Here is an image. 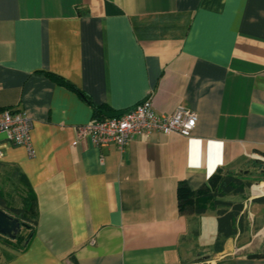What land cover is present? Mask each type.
<instances>
[{"label": "crops", "instance_id": "crops-1", "mask_svg": "<svg viewBox=\"0 0 264 264\" xmlns=\"http://www.w3.org/2000/svg\"><path fill=\"white\" fill-rule=\"evenodd\" d=\"M148 96L158 113L194 110L191 134L154 130L123 149L78 134L100 117L92 105ZM5 107L32 119V154L1 134L0 168L27 180L37 224L0 264H264V193H251L264 183V0H0ZM218 169L257 181L223 197L243 207L215 251L218 207L180 214L177 186Z\"/></svg>", "mask_w": 264, "mask_h": 264}, {"label": "trees", "instance_id": "trees-1", "mask_svg": "<svg viewBox=\"0 0 264 264\" xmlns=\"http://www.w3.org/2000/svg\"><path fill=\"white\" fill-rule=\"evenodd\" d=\"M47 75L59 84L67 85L76 90L62 77L51 73H47ZM77 92L86 99L81 92ZM92 109L94 115L100 116L97 120L106 118L104 115L106 111H104L103 106L92 105ZM19 180L25 186L26 191L21 205L10 204L0 191V209L18 218L22 223L21 231L16 238L10 239L0 234V258L5 256L10 259L13 256L11 252L18 253L26 250L35 233L37 200L25 177L20 175ZM251 182L252 179H248L244 171L231 169H218L209 176L206 183L195 190L190 189L186 182L180 181L177 186L178 211L182 215L200 214L206 210L210 202L218 207V235L214 249L219 251L222 248L224 238L235 233V221L243 207L242 201L223 200V197L226 195L245 196L246 189Z\"/></svg>", "mask_w": 264, "mask_h": 264}, {"label": "built area", "instance_id": "built-area-1", "mask_svg": "<svg viewBox=\"0 0 264 264\" xmlns=\"http://www.w3.org/2000/svg\"><path fill=\"white\" fill-rule=\"evenodd\" d=\"M198 120V114L185 106L178 105L171 113H158L150 96L136 103L119 116L106 117L78 127V134L89 138L95 145L115 143L119 149L131 140L151 131H172L189 136ZM32 119L22 110L5 107L0 109V135L14 145H23L29 154L31 146ZM3 150L0 148V158ZM264 163V159H263ZM255 183L254 185H260ZM253 184L251 193H253ZM264 192L256 193L262 194ZM254 194V193H253Z\"/></svg>", "mask_w": 264, "mask_h": 264}, {"label": "rangeland", "instance_id": "rangeland-1", "mask_svg": "<svg viewBox=\"0 0 264 264\" xmlns=\"http://www.w3.org/2000/svg\"><path fill=\"white\" fill-rule=\"evenodd\" d=\"M256 182L257 179H252ZM263 180V179H262ZM0 191L2 192L5 199L13 205H21L22 198L25 196V186L19 180V176L13 170H3L0 168ZM208 224V225H207ZM208 220L202 238H206L207 232H212L213 226Z\"/></svg>", "mask_w": 264, "mask_h": 264}, {"label": "water", "instance_id": "water-1", "mask_svg": "<svg viewBox=\"0 0 264 264\" xmlns=\"http://www.w3.org/2000/svg\"><path fill=\"white\" fill-rule=\"evenodd\" d=\"M126 110L128 109L112 111V112H105L104 115L105 117H108V118L115 117V116L121 115ZM21 227H22V223L20 222L18 218L0 209V234L1 235L7 238H10V239H14L20 233ZM250 256L256 257L258 256V254H252Z\"/></svg>", "mask_w": 264, "mask_h": 264}, {"label": "bare ground", "instance_id": "bare-ground-1", "mask_svg": "<svg viewBox=\"0 0 264 264\" xmlns=\"http://www.w3.org/2000/svg\"><path fill=\"white\" fill-rule=\"evenodd\" d=\"M252 190L254 194L264 192V183H261L260 185H257V186L254 185Z\"/></svg>", "mask_w": 264, "mask_h": 264}]
</instances>
